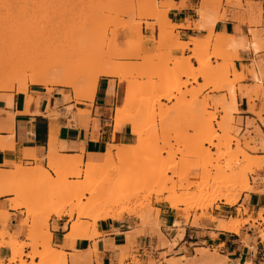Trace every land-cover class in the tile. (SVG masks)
Masks as SVG:
<instances>
[{
    "label": "rangeland",
    "instance_id": "374dc122",
    "mask_svg": "<svg viewBox=\"0 0 264 264\" xmlns=\"http://www.w3.org/2000/svg\"><path fill=\"white\" fill-rule=\"evenodd\" d=\"M169 8L170 5L163 7L155 0H0L2 71L9 72L13 66H18L21 72L29 75L28 65H18L17 59L39 54L49 56L48 65L54 67L57 76L67 74L65 78L70 75L68 78H72L77 72L75 65L73 69V63L67 64L64 69L58 65V60L70 52L72 46L80 48L92 58L100 59L104 65L122 66L127 70V81L123 84L127 87L129 105L125 114L130 119L134 117L141 126L139 137L150 147L120 172L114 170L107 173L99 169L86 174L83 166L86 162L81 156L74 157L81 161V165L57 168L58 173L50 170L51 158L44 164L31 167L23 165V174L16 182L24 188V200L30 213L43 212L51 206L70 208L77 204L85 205L92 195L87 190L89 187L97 193L120 187L122 191L119 192L124 197L121 196L122 199L115 194L123 202L119 199L117 210L126 209L129 214L125 219L130 220L135 227H157L160 211L155 207L162 206L175 213V224L180 229L189 222L197 226L202 220L211 221L212 216L221 222H232L236 215L243 212L245 214L238 217L241 228L246 225V221H250L258 235L264 232V208L258 211L261 216L258 212L252 215L243 205L248 194H264V149L261 147L264 136L252 120H247L243 130L242 119L235 118L238 111L232 108V93L238 90L242 94L244 88L238 84L245 79V75L240 78L234 68V60L239 59L238 50L242 47L224 46L218 39H210L214 33L213 20H254L252 25H248L251 39L247 46L254 51L251 45L257 42L259 48L254 52H264V0H202L200 10L207 13L208 19H199L194 26L205 31V36L184 42L188 47L184 50L190 54L182 58L171 55L172 51L177 50L175 41L179 36L174 34L176 26L167 18ZM156 11L159 12L156 17H149ZM161 30L171 35L165 43L158 37ZM144 31L151 32L150 37H146ZM193 39L197 41L191 45ZM138 43H144V46L134 50ZM190 45L192 48H189ZM201 49L203 52L198 56L199 60L194 59L195 52ZM156 57L159 58L147 61ZM177 59L183 63L179 64ZM187 64L194 67L197 75L207 64L212 67V72L202 78V84H198V76L193 79L192 76L184 75ZM258 64L252 63L249 70L251 75ZM253 80L260 81V78ZM165 83H171L173 90L163 91ZM41 88L49 94L58 91L64 95V100L77 102L74 89L63 86L28 84L25 92ZM209 88L225 94H204ZM261 89L260 84L254 86V99L258 98ZM14 91H17V84L13 90H0V93ZM163 95H167V99ZM244 95H249V91ZM66 110H71V107ZM47 115L50 118L60 116L56 107ZM208 125L214 133L206 130L210 127ZM115 152L112 149L113 155ZM62 157L58 149L54 160L59 161ZM103 160L92 163H101ZM46 169L50 175L42 178ZM156 172L165 173L164 179L160 180ZM243 174H247V185L244 184ZM65 183L77 191L57 200L56 196L61 194ZM227 188L229 199L235 202L232 206L239 205L233 214L234 218L226 220L215 216L221 206L231 207L223 198L211 201L208 193V197L200 199L202 201L197 202V197L193 198L204 192L216 195ZM192 200H195L194 203ZM10 242L18 247L14 254L7 247ZM31 242L27 235L20 240L18 237H6L0 231V248H7L10 253L9 258L0 257V264H42L39 259L36 263V258L28 256L34 251L43 250L45 240H40L38 246L30 245ZM27 248L29 252H26ZM197 252L200 258L193 260H204L205 264H212V259L217 257V251L210 253L202 249ZM128 256L136 264L134 255ZM201 264L204 263L201 261Z\"/></svg>",
    "mask_w": 264,
    "mask_h": 264
},
{
    "label": "crops",
    "instance_id": "0c3cea01",
    "mask_svg": "<svg viewBox=\"0 0 264 264\" xmlns=\"http://www.w3.org/2000/svg\"><path fill=\"white\" fill-rule=\"evenodd\" d=\"M155 1L170 5L167 18L176 26L174 34L179 36L180 41L189 42L190 38L205 36V31L195 29L194 26L200 19L202 0ZM214 32L232 35L235 42L241 41L243 45L238 50L239 59L234 60L235 70L245 75V79L238 84L244 87L242 94L236 90L238 114H235V118L242 119L243 130L247 120L254 121L264 136V52L255 53L252 46L254 51L247 46L251 39L247 23L241 24L228 18L217 22ZM144 34L150 37L151 32L144 31ZM189 54L187 50L172 51L175 58ZM253 62L259 64L254 67L255 73L252 72L251 75L249 70ZM253 75H257V80L260 78V81L253 80ZM111 77L99 78L92 101L68 102L58 91L49 94L44 88L27 93H0V170L13 173L15 164L18 163L29 167L37 165L34 161H39V165L46 163L52 134L57 138L55 146L57 151L59 149L60 156H81L83 162L101 161L109 145H135L137 136L131 132L130 125L123 124L115 129V109L118 103L123 102L126 87L118 79ZM202 82L203 79L199 77L197 83ZM259 84L262 89L258 98L254 99L253 89ZM246 91H249V95H244ZM204 94L217 96L225 92L217 93L209 88ZM9 96L10 105L7 104ZM163 103L170 104L166 101ZM69 106L71 110H66ZM55 107L60 116L50 118L47 114ZM250 130H253V126ZM247 196L243 205L250 210V214L264 208V194L252 192ZM14 198L12 193L0 194V231L23 240L28 235L26 226L30 220L28 224H24L25 209L12 208ZM238 207L239 205L221 206L215 216L226 220L234 218L233 214ZM155 208L160 211L157 227H135L125 217L101 220L97 225L99 235L92 239L68 237V216L52 215L48 220L52 246L68 255L67 264H134V259L127 257V254L134 255L136 264H201V261L205 264L204 260H193L200 258L197 251L202 249L210 253L217 251L212 264H264V240L252 228L250 221L243 228L241 226L236 234L217 230L216 223L211 222L212 220H202L197 226L189 222L181 226V232L175 224V213L162 206ZM243 214L245 213L242 212V216ZM259 214L262 215L261 212ZM179 235L182 237L178 238ZM29 251L27 248L26 252ZM0 257L9 258V250L1 247Z\"/></svg>",
    "mask_w": 264,
    "mask_h": 264
},
{
    "label": "bare ground",
    "instance_id": "6f19581e",
    "mask_svg": "<svg viewBox=\"0 0 264 264\" xmlns=\"http://www.w3.org/2000/svg\"><path fill=\"white\" fill-rule=\"evenodd\" d=\"M159 4L163 7H166L169 5L167 3H159ZM158 13L159 12L157 11L155 13H151L149 14V17H156ZM207 17H208L207 13L204 10H200V20L206 21L208 19ZM221 19L224 20V18H221ZM252 21L254 22V20H251V21L241 20V24L247 23L248 25H252L251 24ZM217 22H220L219 19L213 20L214 24H216ZM158 37L162 43H165L171 38V35L161 30L159 32ZM210 39L211 40L218 39L221 42V44L224 46L234 45L237 47L239 46L238 48L243 47L241 41L239 43H237V41L235 42V38L232 35H226V34H220V33L214 32ZM196 41H197L196 39H193V42L191 43V45L195 44ZM175 45L177 46V50L183 51L184 49L188 48L187 45H185V43L180 41L178 38L175 41ZM143 46H144V43H138L136 48H133V49L136 50L137 48H142ZM251 46L256 50L259 48L257 42H253ZM132 51L133 50H131L130 52ZM202 52H203L202 49L196 51L194 59L199 60L198 56ZM157 58L159 57L149 58L147 61H152ZM177 60H179L178 61L179 64L183 63L181 59H177ZM58 61H59L58 65H62L63 69L65 68L67 64L73 63V69L75 65V69L77 71L75 72V74H73L74 77L68 78L71 76L70 75V76H67V78H65L67 74L64 75L65 77L57 76V73L55 74L54 72L55 70H53L54 67L52 68L48 65V63L50 62V58L47 55H39V54L38 55L37 54L36 55L34 54L25 55V56H21L20 58L18 57L17 63L18 65L27 64L30 74L26 75L25 72H21V70L18 69V66H13V69L11 71L9 70V72L8 70L7 71L5 70L6 72H4L2 71L3 68H0V72L1 71L3 72V73L2 72L0 73V90H3V91L13 90L16 84H17V92H24V93H25V90L28 84H32L36 86H44V87L63 86V87L74 89L73 91L75 92L74 95H76L75 97L77 101L78 100L79 101H92L94 98L95 92H96V88H97V84H98V80L100 76L116 77L118 78L119 83H124L127 81V76H126L127 70L123 69L122 66L112 67V66L104 65L100 59L92 58L89 55H86L83 50H81L80 48L76 46L74 47L72 46L71 51L62 55ZM193 68L194 67L191 64L185 65V68H184L185 70L183 72L184 75L192 76L193 79H196L197 76L201 78H205L212 72L211 70L212 67L209 64L205 65L203 69L198 72L199 75L195 74V71ZM237 74L239 75L240 78L244 77V74L242 72H238ZM256 76L253 75V78L257 79ZM165 84L162 89L163 91L168 92L170 90H173L174 87L171 86V83L170 84L165 83ZM163 96H164L163 98H166L167 95H163ZM127 99L128 98H127V87H126L124 100L121 104L118 103L115 109L114 126L118 128L123 124L130 125L131 132L138 137L136 144L135 145H124V146L110 145L111 147L108 148L106 152L104 153L103 162L101 163L86 162L83 164V166L86 168V174L90 172L92 173L94 170L98 171L99 169L103 171H107V173L109 172L111 173L114 170L116 172L117 171L120 172L121 169L125 167L126 164L131 163L133 159L137 158L141 154V152H143V150H146V149L150 150V147H147V144L143 141V139L139 137L140 133L142 132L141 126L133 119L134 117L130 119L125 114V112H127L126 111L127 106L129 105V102L127 101ZM231 99H232V108L234 110H237L235 92L232 93ZM10 102H11V96L8 97L7 104L10 105ZM8 129H11V127H8ZM206 130L210 131L211 134L213 132V128L211 126ZM51 136L52 137L49 141L50 149L48 151V157L49 159L51 158L50 160L51 163L49 164L50 170H52L55 173L56 172L58 173L57 168H67L70 166H78L79 164L81 165V161L77 160L74 157L63 156L61 160L55 161L54 157L57 153V146L55 145H56L57 138L55 139L53 137V134ZM262 144L263 146L261 147L264 149V139H263ZM112 149L116 150L114 155L112 153ZM251 161L252 160L248 162L250 163ZM34 162L37 164L40 163L39 161H34ZM15 168L16 169L15 171H13V173L0 170V194L2 195L10 194V193L14 194L15 198L13 200L12 208L13 209H18V208L25 209L26 217L23 220V223L28 224L30 220V223L28 224V235H27L28 238L32 240L31 242L32 244L30 245L38 246V243L40 240H45L44 245H43V250H40L39 252L34 251L32 254L33 257L32 255L28 256L29 258L39 259V261L42 262V264H67L68 255L63 250L56 249L52 246V234L49 230V224H48V220L52 215H55L56 217L68 216L69 218L68 221L70 223L68 237L92 239L99 235V232L97 230V225L100 220H109V219L117 220L129 214L127 211H125L126 209L123 210L122 208L121 210L120 209L117 210L116 206L118 205V203L121 202V198L124 197L123 193L121 195L119 192L120 187L114 190H111V191H105V192H99V193L94 192V189L89 187L87 188V190L88 191L90 190L89 192H91L92 195L85 205L77 204L70 208H67L65 206H61V207L51 206L43 212H39L36 214L30 213L29 206L26 204L24 200V196H25L24 188L21 185L20 186L17 185V182H16L18 179H20V176L23 174L22 164L20 163L15 164ZM155 174H158V177L160 180L164 179L163 175L165 173L161 174V173L156 172ZM49 175L50 174L48 170L46 169V171H44L42 175V178H48ZM242 178H243L244 184L247 185L248 184L247 174H243ZM164 181L166 182V180ZM63 185H64L63 187L64 189L61 192V194H58V196H56L57 200H61L67 195H72L75 191H77L76 189H70L67 186V183ZM227 190L228 188L224 192L218 193L216 195H214V193L204 192V194L194 196L193 198L195 199V197H197L196 199L198 202V200L207 196L206 194L208 193V196L211 197V201H214L215 199L223 198L226 201L225 203L231 206L235 205V202L229 199L230 193H227L228 192ZM115 194H116V197L122 196L121 198H119L120 202H119V199L115 197ZM112 196H113L112 201H110V198ZM194 201L195 200H192L193 203ZM240 216H242V213L241 214L239 213L238 215H236V217L234 218L232 222H221L216 217H213V216L210 217V219L212 220L213 223H216V229L224 230V231H228V232H232L236 234L239 232V229H240V223H239L240 219L238 220V217ZM82 219H89L90 221L83 222ZM247 222L248 221H246L245 223ZM4 234L6 237L16 238L13 234H9L8 232H4ZM180 236L181 235H179L178 238H180ZM261 238L262 240H264V233L261 234ZM15 245L13 243L7 245V247H10L12 253L16 251V248H18ZM34 254L36 255L34 256ZM219 261L220 260H218V262Z\"/></svg>",
    "mask_w": 264,
    "mask_h": 264
}]
</instances>
